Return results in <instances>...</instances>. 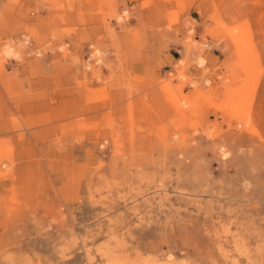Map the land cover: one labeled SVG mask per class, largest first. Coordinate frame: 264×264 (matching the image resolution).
I'll use <instances>...</instances> for the list:
<instances>
[{
	"label": "rangeland",
	"instance_id": "1",
	"mask_svg": "<svg viewBox=\"0 0 264 264\" xmlns=\"http://www.w3.org/2000/svg\"><path fill=\"white\" fill-rule=\"evenodd\" d=\"M0 264H264V0H0Z\"/></svg>",
	"mask_w": 264,
	"mask_h": 264
}]
</instances>
